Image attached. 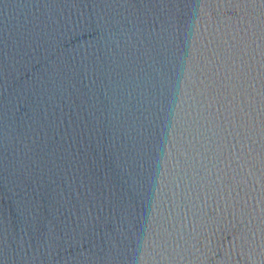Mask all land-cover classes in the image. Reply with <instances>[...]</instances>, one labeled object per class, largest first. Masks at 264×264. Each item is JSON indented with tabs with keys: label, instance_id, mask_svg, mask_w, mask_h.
Instances as JSON below:
<instances>
[{
	"label": "water",
	"instance_id": "1",
	"mask_svg": "<svg viewBox=\"0 0 264 264\" xmlns=\"http://www.w3.org/2000/svg\"><path fill=\"white\" fill-rule=\"evenodd\" d=\"M0 264H264V0H0Z\"/></svg>",
	"mask_w": 264,
	"mask_h": 264
}]
</instances>
